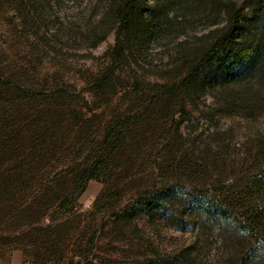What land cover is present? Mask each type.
Listing matches in <instances>:
<instances>
[{"label":"rangeland","instance_id":"rangeland-1","mask_svg":"<svg viewBox=\"0 0 264 264\" xmlns=\"http://www.w3.org/2000/svg\"><path fill=\"white\" fill-rule=\"evenodd\" d=\"M123 1L0 0V264H242L250 252L264 264V228L247 222L124 215L148 184L199 189L201 173L206 188L241 189L264 175V92L254 113H225L210 95L158 98L233 0H137L125 25ZM125 117L110 170L85 184ZM251 200L264 207V189Z\"/></svg>","mask_w":264,"mask_h":264},{"label":"trees","instance_id":"trees-1","mask_svg":"<svg viewBox=\"0 0 264 264\" xmlns=\"http://www.w3.org/2000/svg\"><path fill=\"white\" fill-rule=\"evenodd\" d=\"M136 2H122L118 11L120 23L125 25L135 21ZM143 4L147 10L146 0ZM226 7V23L215 31L211 45L194 56L193 63L186 68V76L176 88L167 84L157 85L158 98L173 96L177 99L184 93L190 97L196 94L197 101L202 95H210L220 98L225 113L230 110L255 112L258 96L264 92V0L244 4L233 0ZM115 49L123 51L119 39ZM4 82L5 78L1 76L0 86ZM182 112L186 113L183 100ZM132 119L125 117L119 120L117 126L107 129L102 140L103 149L96 162L82 175V182L87 184L88 180H99L107 174L111 168L108 160L118 152L125 129L133 123ZM200 179L199 189L184 187L171 180L140 187L133 207L125 210L124 215L134 218L143 216L153 222L167 219L174 221L177 227L194 226L201 218L237 222L240 227H245L243 223L247 222L246 227L253 233L264 228V207L251 200L254 194L264 189V175L252 177L251 183L241 189L231 188L225 183L226 186L211 190L205 187L201 173ZM68 205L70 201L61 207ZM258 256L252 252L243 254L241 263L251 264Z\"/></svg>","mask_w":264,"mask_h":264}]
</instances>
